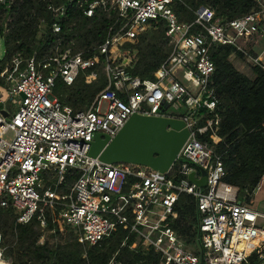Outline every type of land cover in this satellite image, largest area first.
Segmentation results:
<instances>
[{
    "label": "built area",
    "instance_id": "built-area-1",
    "mask_svg": "<svg viewBox=\"0 0 264 264\" xmlns=\"http://www.w3.org/2000/svg\"><path fill=\"white\" fill-rule=\"evenodd\" d=\"M24 1L0 0V65L6 57L0 67V207L10 204L18 223L35 219L46 232V211L60 206L63 224L88 245L121 226L126 233L120 247L131 239L132 247L155 252L159 264H264V196L257 198L264 174L239 198V188L222 180L220 157L199 138L209 131L213 142L220 140L209 47L229 45L250 69L264 70V0H255V8L230 19L199 5L190 22L180 21L173 8L183 0H65L85 16L100 11L111 17L103 40L84 48L76 47L62 30L66 3L38 0L50 19L52 45L42 57L37 50L25 56L21 49L8 55L4 36L13 20L11 10ZM28 16L44 35V14L32 10ZM162 21L167 56L153 79L131 75L134 52L125 44H134L141 33ZM96 53L103 56L101 63ZM98 68L105 86L86 109L74 111L60 99L66 94L53 93L57 79L67 86L78 76L85 84L94 83ZM8 100L16 106L13 112ZM135 113L179 118L189 129L166 172L135 163H105L88 155L97 133L114 137ZM198 168L206 178V185L199 188L187 178L192 172L200 178ZM181 193L195 201L191 241L172 226ZM116 253L106 264H119Z\"/></svg>",
    "mask_w": 264,
    "mask_h": 264
},
{
    "label": "trees",
    "instance_id": "trees-1",
    "mask_svg": "<svg viewBox=\"0 0 264 264\" xmlns=\"http://www.w3.org/2000/svg\"><path fill=\"white\" fill-rule=\"evenodd\" d=\"M53 2L66 3L65 0ZM199 5L210 6L218 17L230 19L250 11L257 3L255 0H183V4L175 3L173 8L180 21L190 22L194 18L193 9ZM32 10L40 11L47 18V23L42 26L44 35L39 33L36 21L28 16ZM11 11L13 20L4 36L8 55L21 49L25 56L37 50V55L42 57L53 42L48 28L50 19L43 10V3L38 0H25L19 6H14ZM110 21L111 17L105 13L96 11L92 17H88L74 3H66L65 15L60 23L67 37L75 41L76 47L84 48L103 40ZM165 29L164 22H159L157 27L148 28L141 33L134 44H125V48L128 47L134 52V61L129 68L131 75L141 79L154 78L153 72L169 50ZM209 53L215 65L212 80L218 101L216 109L220 121L217 136L220 140L213 142L209 138V131L199 138L206 141L220 157L225 170L222 180L238 187L241 198L244 191L252 190L264 174V70L258 66L251 68L252 77L239 71L230 60L234 49L229 45H211ZM234 55L242 59L240 53L236 52ZM102 59L103 56L96 53L97 63H101ZM5 61L6 57L0 67ZM104 86L105 77L98 68V77L94 83L85 84L82 77L78 76L72 85L67 86L57 79L54 93L66 94V97L60 96V99L77 111L86 109L93 96ZM70 179L71 176L67 175L66 180ZM175 209L178 218L173 221L172 226L186 241H191L195 234L196 222L193 197L181 193ZM60 211V206L52 213L50 210L46 211V231L51 239L59 237V240L50 242L47 238L39 243L42 231L35 219L20 224L16 221L18 214L10 204L0 207L2 259L10 260L12 264H31V261L32 264H106L117 252L115 261L119 264H159L155 252L138 246L132 247L131 239L125 246L120 247L126 233L121 226L94 245L80 243L74 229L63 224L59 218Z\"/></svg>",
    "mask_w": 264,
    "mask_h": 264
},
{
    "label": "water",
    "instance_id": "water-1",
    "mask_svg": "<svg viewBox=\"0 0 264 264\" xmlns=\"http://www.w3.org/2000/svg\"><path fill=\"white\" fill-rule=\"evenodd\" d=\"M1 113L7 116L5 110ZM188 136L189 129L182 119L135 113L114 137L97 133L88 155L105 163H135L164 173L177 159ZM198 169L200 178H195L193 172L187 178L199 188L206 185V178L205 171Z\"/></svg>",
    "mask_w": 264,
    "mask_h": 264
},
{
    "label": "rangeland",
    "instance_id": "rangeland-1",
    "mask_svg": "<svg viewBox=\"0 0 264 264\" xmlns=\"http://www.w3.org/2000/svg\"><path fill=\"white\" fill-rule=\"evenodd\" d=\"M2 47H3L2 40L0 39V55H1ZM230 60L233 63V65L239 71H241L242 73L246 74L249 77H252L253 76L250 68L247 65H245V63H244L243 60L238 59V58H235L234 56L230 57ZM54 94L57 95L56 93H54ZM7 106L9 107V109H10L11 112H13L15 110V108H16V106L14 104H11L10 103V100L7 101ZM259 196H261V195H259ZM41 236L43 237L42 239H41ZM62 236H64V235L62 234ZM47 238H49V241L50 242H52L53 240H59V237H56L55 239H51L50 236H49V232L46 231V232H42V235H40V237L38 239V242L39 243H42ZM199 250H200V247L197 245V248H196L197 255H199ZM0 260H4V259H2V256L0 257ZM4 261H7V262L11 263L10 260H4ZM30 263L32 264V261Z\"/></svg>",
    "mask_w": 264,
    "mask_h": 264
},
{
    "label": "crops",
    "instance_id": "crops-1",
    "mask_svg": "<svg viewBox=\"0 0 264 264\" xmlns=\"http://www.w3.org/2000/svg\"><path fill=\"white\" fill-rule=\"evenodd\" d=\"M230 57H232V55L230 56ZM235 57V56H234ZM235 58H237V57H235ZM239 59V58H238ZM251 70V69H250ZM246 75V74H245ZM263 192V193H262ZM259 195H261V196H259ZM262 196H264V185H263V189H262V191L257 195V198H261Z\"/></svg>",
    "mask_w": 264,
    "mask_h": 264
},
{
    "label": "bare ground",
    "instance_id": "bare-ground-1",
    "mask_svg": "<svg viewBox=\"0 0 264 264\" xmlns=\"http://www.w3.org/2000/svg\"><path fill=\"white\" fill-rule=\"evenodd\" d=\"M0 264H11V263H6V262L0 260Z\"/></svg>",
    "mask_w": 264,
    "mask_h": 264
}]
</instances>
